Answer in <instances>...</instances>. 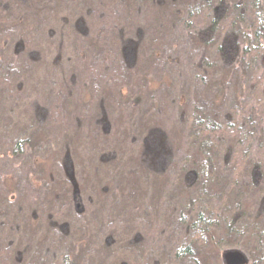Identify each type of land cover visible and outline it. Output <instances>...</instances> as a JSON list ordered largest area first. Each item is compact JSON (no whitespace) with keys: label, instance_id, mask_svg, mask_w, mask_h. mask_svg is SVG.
<instances>
[{"label":"trees","instance_id":"1","mask_svg":"<svg viewBox=\"0 0 264 264\" xmlns=\"http://www.w3.org/2000/svg\"><path fill=\"white\" fill-rule=\"evenodd\" d=\"M119 1L123 23L136 14L152 17L159 22L154 33L166 32L168 45L148 53L151 62L143 60L146 34L139 25L135 38L124 26L114 29L123 43L107 61L108 23L95 37L78 27L79 11L88 12L81 5L90 0H0V264H73L77 245H88L81 264H114L115 254L118 264H227L232 251L246 264H264V0ZM11 8L25 16L5 13ZM52 21L58 28H48ZM192 50L199 59L188 56ZM139 60L165 70L146 76V99L133 103L145 116L164 115L168 100L180 137L174 155H158L151 144L153 156L135 163L128 149L144 140L122 134V146L99 147L105 164L93 168L90 148L86 165L75 163L68 131L56 140L52 127L65 121L67 104H79L83 71L91 76L82 85L92 103L123 76L131 80ZM108 69L115 75H105ZM111 125L103 124V132L114 136ZM154 160L161 163L153 177L156 198L141 194L133 179L139 171L129 172L137 164L153 171ZM74 167L90 174L81 175V186Z\"/></svg>","mask_w":264,"mask_h":264},{"label":"rangeland","instance_id":"2","mask_svg":"<svg viewBox=\"0 0 264 264\" xmlns=\"http://www.w3.org/2000/svg\"><path fill=\"white\" fill-rule=\"evenodd\" d=\"M20 1L24 2L25 0H20ZM90 1H91V5L89 4L84 5V3H82L81 5V7H84L83 9H87L88 12L82 15V9L80 10L81 12L79 11V13H81L80 16H82V18L80 17L79 19L81 20V24H78V27L82 28L83 33L89 34L90 37H95L96 34L103 33V30H104L103 24L108 23L107 27L109 28L107 27L105 28L106 34L104 35V39H103L105 40V43L110 45L106 49V51H104V55L106 56L107 61H112V59L118 54L115 48V45H117L116 43H118L117 41H119L121 44L123 43V40L120 38V36L116 34V30H114L118 26L119 27L124 26V28L126 29V32H125L126 36L127 35L131 36L134 33L133 36H131L133 38L137 36V31L135 29L136 26L139 25V27L142 26L145 28L144 32L146 34V38L142 40L143 42L141 41L143 43L141 44V49L146 54V59L145 58L143 59L145 62H151L153 58L150 55L149 57H147L148 53L149 54L150 53L154 54L155 52L162 53V50L166 49V45H168V41H167L168 39L166 38V34H165L166 32L164 31L163 33L162 32L163 30H160L156 34L154 33L156 32L154 29L157 28L158 26L157 24L159 22L158 20L152 19L151 17L150 13H152V7H149L148 8L149 11H147L146 13L147 14L146 17H151V21L150 20L145 21L147 19L145 20L140 19V17H138L136 14L133 17L131 16L130 19H128L129 21L128 23H123V18L120 15H116L117 11L119 10L117 8V5L121 4L119 0H90ZM94 7H96V10L94 9ZM93 9L95 10L97 15L93 13ZM100 11H101V14L99 17ZM5 13H8V15L15 14V15L25 16V15L20 14L15 8L8 9ZM103 13L108 15L107 19L101 18ZM27 18L30 21L33 20L31 17H27ZM73 19L74 17L71 16V21L74 22ZM82 20H84V22ZM73 22L71 26L74 29ZM29 24H33V28H34L37 22L33 20V23H29ZM37 25L40 26V24H37ZM47 26L48 28L55 29V28H58L59 24L52 21ZM160 33H163V35L161 36ZM83 39H84V36L82 40ZM171 40H172V37L169 38L170 42ZM147 42H149L148 45H147ZM93 50H95V48ZM189 53L190 55H188L187 53L189 57L194 56L196 60L199 59V54L196 52V50H192ZM93 54H94V51H93ZM187 55H184L183 58H186ZM90 58L92 59L93 56ZM143 60L138 61V65L136 66V69H135V71L137 72L135 76L133 73L131 80L130 79L128 80V78H125L126 76H123L121 80H118L115 83L114 82L112 83V84H116L118 87L113 86L114 88L113 87L107 88L106 87L107 83L104 80L100 79V88L102 89H104L105 87L106 88L104 92L102 90L101 92L102 94L96 96L94 102L92 103H88V102L86 103L85 94L86 95L88 94V86L84 87L82 85L84 82L86 84H91L89 83L90 82L89 79L91 78V76L86 71H83L84 72L83 76H81V78L77 82L79 84L77 87L78 93H75L76 98L79 99V104L75 106L73 104L72 105L67 104L68 106H66V113H67V116H69V118L67 119V116H66L65 121L61 120V124H55L52 127L53 137L57 138L56 140H58L59 138L63 136H66V133L68 131V136L66 137L68 138L69 143L71 144V147H72V151L75 154L74 156L75 163L78 164L80 162H83L86 165V162L88 160V154H89L87 153V149L89 150V148L94 151V154H95L94 158H97L96 161H92V165L94 163H98L99 161L102 162L100 157H101L102 152L104 153V150L100 149L99 147L102 146L103 148H108V145H110L109 148L115 149L119 146H122V144H124L123 138H121V140H118L119 139L118 136H121L122 134L123 135L127 134L129 135L130 138L134 140L135 139L144 140V143H141V144L136 143V146L128 149V151L132 155V161H134L135 163H137V160L142 161L144 159H148L153 156V154H151V151L153 150V147L151 144L156 145L158 147L156 148L160 153L158 155L163 154L165 158H168L174 155L176 148L180 145V137L177 136L178 135L176 133L177 130L172 131V129L176 126H174L171 121L174 115L172 116L169 113L170 110L167 107L169 105L168 100L165 103L166 105L165 111L167 112L164 115H161V113L154 111L151 113L147 112V115L145 116L142 112H137V110L135 109L136 105L133 103V102H138L139 100H142L143 98H144L143 101L146 99L145 95H143V91H142L143 87L141 84L143 80L148 79L146 78V76H148L149 79L152 77H155L156 79V78H159L160 75H162L165 71L163 68L150 67L149 63H145ZM84 67L86 68V66ZM105 75H115V74L113 73L112 70L108 69L107 71H105ZM181 88L184 89V91H187V88L185 86L183 87L181 86ZM120 90L122 91L119 92ZM116 100H117V103L116 105H114ZM129 100L132 101V103H130L131 105L128 103ZM113 101L114 103H112ZM88 105H90V107H89V110L86 111L87 116L85 117L83 115ZM154 105L156 106L157 103L154 102ZM56 108H58L57 105H54L53 108L51 109L53 111V109H56ZM73 113L75 114V116L73 115ZM115 113H117L116 116H115ZM167 113H169L168 116H167ZM59 115H60L59 117H63L61 112L59 113ZM80 115H82V121L77 122L76 118L79 117ZM108 122L112 124L111 127L113 128V131H115L114 136L110 135L111 133L105 134L103 132V128H104L103 124L106 125L108 124ZM76 126H78L79 129H77ZM108 150H111V149H108ZM158 161L159 160L153 161L152 163L153 171L150 169L142 168L138 164L131 171H129L131 173L132 171L134 172V169H135L140 172L137 176H135L136 175L135 174L134 175L135 177H133V179L138 181L137 184L141 188V194L144 193L146 195L150 193L151 197H155L154 190L152 189H155L156 187L155 179H153V177H156V175H154L156 174L155 172L156 165L161 164ZM93 168H95L94 165H93ZM104 168L105 167L102 166V169ZM129 169L130 168L128 166L123 168L124 171H128ZM76 172H77V168L74 167L72 171V177H75V175H77L76 176V178H78L77 181L79 185L81 186L82 178H83L82 176L88 179L89 178L88 176H90V174L87 172L86 169L84 171H81L79 175L76 174ZM144 172L145 173L148 172V175L146 176L147 178L144 176L145 175ZM105 173L106 172L104 170V177L106 176ZM149 177L151 178L149 179ZM96 178H99V177H96ZM142 178L143 179L145 178L147 180H144L142 182L141 180ZM158 179L161 182L163 181V183L165 182L164 177H160ZM94 180L95 179L93 178L92 179L93 184L95 183ZM107 185L113 187V185L111 184H107ZM8 188H11V184H8ZM102 192L103 191L96 189L95 195L101 194ZM106 194L107 193L105 192V195ZM97 197L101 198L104 196H97ZM93 212H96L97 214L100 213V209L97 207V205H95ZM32 230H34L33 232L35 235L31 233L29 234L31 235V238H35L37 232H35V229H32ZM26 244H28V242H26ZM143 247L145 249V244ZM1 248L2 247L0 246V250ZM86 250H88V245L87 246L83 245V247L79 245L76 246L74 252H72L73 253L72 258L74 259L73 264H81L82 257L84 256L83 254H85ZM116 250H111V251H116ZM13 255H14V251L11 255L12 258L14 257ZM239 256L243 258V255L241 254H237L236 258H239ZM1 257L2 255H0V258ZM125 258L127 259V261L128 259L132 260L131 256L129 255H126ZM119 259H120V256L115 254V259L111 262H113L114 264H118Z\"/></svg>","mask_w":264,"mask_h":264},{"label":"water","instance_id":"3","mask_svg":"<svg viewBox=\"0 0 264 264\" xmlns=\"http://www.w3.org/2000/svg\"><path fill=\"white\" fill-rule=\"evenodd\" d=\"M237 254L242 255V253H240L238 251H235V252L232 251V252L227 253V255L225 257L227 264H246L247 263L244 255H243V258H241L240 256H239V258H236Z\"/></svg>","mask_w":264,"mask_h":264}]
</instances>
